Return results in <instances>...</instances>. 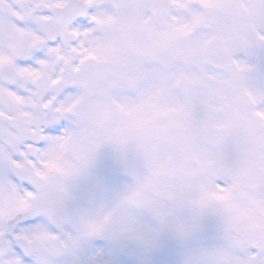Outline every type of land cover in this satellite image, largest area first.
Wrapping results in <instances>:
<instances>
[{
	"label": "snow or ice",
	"instance_id": "6c2138e0",
	"mask_svg": "<svg viewBox=\"0 0 264 264\" xmlns=\"http://www.w3.org/2000/svg\"><path fill=\"white\" fill-rule=\"evenodd\" d=\"M96 11L78 0H0V23L34 38L30 50L12 54L0 35V55L9 56L0 64V264H193L188 253L215 241L214 226L186 231L184 213L147 203L138 182L97 211L72 206L75 182L109 143L91 144L71 170L61 163L60 145L75 119L62 109L78 95L67 82L75 64L64 58L80 47L78 38L65 40L90 32ZM65 19L66 27H57ZM257 41V51L238 60L236 72L264 107V21ZM57 81L64 82L53 86ZM114 165L127 171L120 160ZM216 186L225 187L224 181ZM246 260L264 264V251L250 248Z\"/></svg>",
	"mask_w": 264,
	"mask_h": 264
},
{
	"label": "rangeland",
	"instance_id": "374dc122",
	"mask_svg": "<svg viewBox=\"0 0 264 264\" xmlns=\"http://www.w3.org/2000/svg\"><path fill=\"white\" fill-rule=\"evenodd\" d=\"M205 41V34H197L200 56ZM200 62L177 61L162 69L150 61V80L133 93H109L84 105L69 132L76 155L109 141L100 155L129 156L135 138L134 143L147 142L155 156L148 166L139 162L130 176L115 166L107 173L100 157L85 174L80 205L97 211L138 182L147 203L184 213L186 231L201 223L214 226L215 241L188 253L193 264H247L248 249L264 251V129L250 121L237 100L226 101L222 78ZM150 82L151 91L161 94L144 91ZM162 171L169 176L160 178ZM217 179L225 187H217Z\"/></svg>",
	"mask_w": 264,
	"mask_h": 264
}]
</instances>
